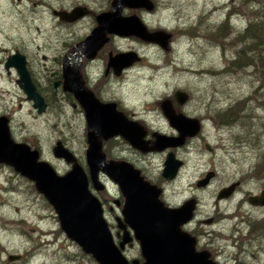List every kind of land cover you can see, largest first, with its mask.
Listing matches in <instances>:
<instances>
[{
  "label": "rangeland",
  "instance_id": "374dc122",
  "mask_svg": "<svg viewBox=\"0 0 264 264\" xmlns=\"http://www.w3.org/2000/svg\"><path fill=\"white\" fill-rule=\"evenodd\" d=\"M111 1L0 0V114L9 117L13 140L39 151V159L49 163L60 176L71 165L53 156L52 149L58 141L89 175L86 122L73 96L59 88L54 94L51 84L61 78L64 59L90 34L96 22L94 16H85L65 23L53 11L69 12L76 6H85L91 15L99 14L110 11ZM152 1V12L123 8L121 15L135 14L148 31L171 35L167 49L135 37L113 36L108 43L112 55L134 52L141 60L121 76L108 77L105 84L102 78L110 49L105 53L103 48L98 58L88 64L77 57L82 52L73 54L71 61L74 65L80 61L83 80L100 101L117 102L120 111L145 124L148 134L178 135L160 109L164 99H170L185 117L199 120L201 130L176 151L167 149L141 156L125 140L116 138L103 143V152L109 159L125 161L141 170L147 181L162 188L161 198L168 207L177 208L196 198L198 206L185 231L202 229L203 240L199 242L215 252L219 264H264V206L253 207L247 202L248 196L264 189V102L252 94L254 77L250 69L224 72L234 51L231 34L244 27L246 13L230 14L232 9L237 13L239 0ZM228 13L229 21L223 28L229 37L220 39L215 31ZM14 51L25 56L38 92L48 100L43 114H37L26 100L16 84V72L4 69L6 58ZM176 91L189 96L181 106L174 100ZM222 113L233 118L231 124L218 119ZM169 151L183 162L171 181L161 175ZM210 172L214 176L208 185L198 187L197 182ZM100 175L105 189L95 191L89 181V190L101 202L103 217L118 244L122 233L116 219L121 218L123 197L114 183ZM237 182L240 186L231 196L217 199L221 189ZM212 217L216 222L205 223ZM122 254L129 262H142L134 240L125 245ZM9 256L20 259L9 261ZM0 264H97L66 237L54 209L36 191L34 183L3 164Z\"/></svg>",
  "mask_w": 264,
  "mask_h": 264
},
{
  "label": "water",
  "instance_id": "95a60500",
  "mask_svg": "<svg viewBox=\"0 0 264 264\" xmlns=\"http://www.w3.org/2000/svg\"><path fill=\"white\" fill-rule=\"evenodd\" d=\"M111 9L96 16L97 26L77 45L69 57L85 47L84 55L77 57L93 59L96 53L109 41L108 36L135 37L146 43L157 44L167 49L171 37L164 31L149 32L140 18L133 14L121 16L123 8L131 10H154L151 0H112ZM87 13L85 8H75L71 12H59V19L73 22ZM64 59L63 91L71 93L85 114L86 143L85 159L89 179L95 191H103L104 185L99 181L102 173L114 183L124 201L121 218L116 219L117 228L122 236L118 244L114 242L107 222L103 217L101 202L91 193L88 177L79 166L75 156L61 142H56L52 149L53 156L71 164V169L64 175H58L51 165L39 159V152L24 143L15 142L10 135L7 119L0 117V164L10 166L21 176L34 183L36 191L44 196L54 209L60 228L66 237L74 242L84 254L89 255L97 264H139L129 262L122 254L125 245L133 240L139 245L142 262L140 264H215L207 252L195 250V238L180 226L192 219L195 202H185L178 208H170L160 201L161 189L146 181L140 171L130 163L113 161L102 152L103 142L121 137L132 148L142 153L161 152L184 144L186 138L195 136L200 126L197 120L175 114L171 103L165 100L161 104L168 123L177 132V137L154 134L151 147L145 140L146 131L135 121L127 119L117 111L115 103H102L80 82L79 62L74 67L66 65ZM83 56V57H82ZM140 57L134 52L109 54L107 70L110 68L118 76L125 68L138 62ZM6 71L14 68L18 74L16 83L27 101L37 114L45 112L46 104L37 92L26 69L25 57L18 52L9 56L4 64ZM54 88L58 83H54ZM186 93L177 91L174 99L178 105L187 100ZM210 151L209 147H206ZM162 177L172 180L176 177L182 162L169 152L164 160ZM212 173H208L197 183L206 186ZM235 184L221 189L217 199H226L234 191ZM252 206H264V191L259 195L249 196ZM118 204V203H116ZM19 256H9L8 260H18Z\"/></svg>",
  "mask_w": 264,
  "mask_h": 264
},
{
  "label": "trees",
  "instance_id": "16d2710c",
  "mask_svg": "<svg viewBox=\"0 0 264 264\" xmlns=\"http://www.w3.org/2000/svg\"><path fill=\"white\" fill-rule=\"evenodd\" d=\"M238 5L237 13L232 9L233 11L229 10L230 14L246 13V24L239 32L231 34L234 51L228 59L224 72L231 74L250 69L254 77L252 94L259 96L264 102V0H239ZM230 14H226L225 22L215 31V35L220 36V39L229 37L223 26L229 21ZM217 117L224 124L232 123L230 121L233 118H230L227 113L219 114Z\"/></svg>",
  "mask_w": 264,
  "mask_h": 264
},
{
  "label": "flooded vegetation",
  "instance_id": "af4514ba",
  "mask_svg": "<svg viewBox=\"0 0 264 264\" xmlns=\"http://www.w3.org/2000/svg\"><path fill=\"white\" fill-rule=\"evenodd\" d=\"M77 7H81V8H85L86 10H87V13L83 16V17H81V18H79L78 20H80V19H82V18H84L85 16H91L92 18H93V16H94V18H93V20H95V22H96V16L98 15V14H95V13H93L92 15L90 14L91 12H90V10L87 8V7H85V6H76V7H74L73 9H75V8H77ZM73 9H71L69 12H71ZM60 12H66V13H69V12H67V11H60ZM59 12H57V11H53V14L54 15H57ZM102 13V12H101ZM100 14V13H99ZM58 16V15H57ZM122 16V15H121ZM59 17V16H58ZM78 20H75V21H73V22H65V21H62V22H65V23H74V22H76V21H78ZM96 26H97V23H96ZM95 26V27H96ZM94 27V28H95ZM93 28V29H94ZM92 29V30H93ZM91 30V31H92ZM91 33V32H90ZM113 36H116V35H111V36H108V38H109V41L96 53V56L93 58V59H91V60H89V59H86L85 57L82 59V60H85V64H88V63H91V62H94L97 58H98V55L100 54V52L103 50V48H105V50H104V52L106 53L110 48H109V42H110V40L112 39V37ZM87 37V36H86ZM85 37V38H86ZM117 37H119V36H117ZM84 38V39H85ZM84 41V40H83ZM82 41V42H83ZM81 43V42H80ZM108 48V49H107ZM74 49V48H73ZM72 49V50H73ZM71 50V51H72ZM16 52H18V51H14V53H12V54H10L9 56H11V55H14ZM19 53V52H18ZM19 54H21V53H19ZM109 54H113L112 53V51H111V49L108 51V53H107V62H108V57H109ZM117 54H119V53H117ZM22 55V54H21ZM114 55H116V54H114ZM114 55H112V56H114ZM8 56V57H9ZM24 56V55H23ZM7 57V58H8ZM25 57V56H24ZM6 58V59H7ZM43 59H44V57H43ZM140 60H141V58H140ZM139 60V61H140ZM25 61H26V58H25ZM138 61V62H139ZM5 62H6V60H5ZM107 62H106V67H105V71H104V74H103V78L102 79H107L108 77H111V76H115V77H119V76H121V74H123V72H125V70L127 69V68H125V69H123L122 71H121V73L118 75V76H116L114 73H113V70L110 68L109 70H107ZM5 64V63H4ZM5 69V68H4ZM10 69H13L15 72H16V70L14 69V68H9V70ZM26 69H27V66H26ZM9 70L7 71V73L9 72ZM28 71V70H27ZM78 71H79V75H80V82H82V84H83V87H87V89H89L93 94H94V92L86 85V82H85V80H83V76H82V74H81V64L79 65V69H78ZM29 73V72H28ZM17 74V73H16ZM30 75V74H29ZM17 76H18V74H17ZM19 78V77H18ZM30 78H31V76H30ZM18 80V79H17ZM16 80V81H17ZM31 80H32V78H31ZM63 82H64V80H63V70H62V73H61V78H58L56 81H54V82H52V89H53V85H54V83H58V86L56 87V88H54V90L53 91H55V92H57V89L59 88V89H61L62 91H63ZM105 82H106V80L103 82L104 84H105ZM32 83L35 85V87H36V89H37V84L36 83H34L33 82V80H32ZM17 84V83H16ZM18 85V84H17ZM19 87V86H18ZM37 92H38V89H37ZM39 93V92H38ZM185 93V92H184ZM54 94H56V93H54ZM187 94V93H186ZM39 95L42 97V95L39 93ZM71 95V94H70ZM175 95V94H174ZM94 96L96 97V95L94 94ZM187 96H188V94H187ZM189 97V96H188ZM26 98V97H25ZM43 98V97H42ZM74 98V97H73ZM97 98V97H96ZM98 99V98H97ZM188 99V98H187ZM43 100H44V102H45V104H46V109H47V107H48V100L47 99H45V98H43ZM99 100V99H98ZM164 100H167V99H164ZM163 100V101H164ZM175 100V99H174ZM100 101V100H99ZM162 101V102H163ZM170 103H171V105H172V108H173V110H174V112H175V114H177V115H182V116H184L185 117V115H183L181 112H178V108L176 109V108H174L173 107V104H172V102H171V100L169 99L168 100ZM187 101V100H186ZM185 101V102H186ZM100 102H102V103H115L116 104V109H117V111H119V112H121V113H123L124 114V116L127 118V119H129V120H131V121H135V122H137L138 124H140L141 126H143V128L145 129V131H146V136H145V140L146 141H148L149 143H148V145H149V147H151L152 145H153V143H154V137H153V135L154 134H157V135H159L158 133H155V132H153L152 134H148V132H147V129H146V127H145V124L141 121V120H138V119H136V120H134V119H131L130 117H128V115L125 113V112H123V111H120L119 109H118V104H117V102H109V101H107V102H104V101H100ZM162 102L160 103V109H161V111H162V108H161V104H162ZM181 106V105H180ZM46 109H45V111H46ZM162 113H163V111H162ZM83 114H84V111H83ZM164 115V114H163ZM165 116V115H164ZM0 117H5L6 119H7V124H8V127H9V132L11 133V131H10V119H9V117L8 116H6L5 114H0ZM84 118H85V114H84ZM166 118V117H165ZM185 118H188V117H185ZM189 119H193V118H189ZM195 120H197V119H195ZM198 121V123H199V126H200V130H201V125H200V121L199 120H197ZM85 122H86V120H85ZM200 130H199V132H200ZM199 132L195 135V136H197L198 134H199ZM86 133H87V130H86ZM177 134H178V132H177ZM11 135V134H10ZM178 136V135H177ZM176 136V137H177ZM195 136H193V137H195ZM193 137H189V138H186V140H185V142H184V144L188 141V139H190V138H193ZM12 138V137H11ZM116 138H121V137H115V138H112V139H116ZM13 139V138H12ZM110 140V139H109ZM124 140V139H123ZM108 141V140H107ZM107 141H105V142H107ZM104 143V142H103ZM183 144V145H184ZM183 145H181V146H179V147H182ZM208 145H206L205 146V148L207 147ZM179 147H176V148H179ZM209 147V146H208ZM134 149V148H133ZM168 149H175V148H168ZM207 149V148H206ZM209 149H210V151H212V149L209 147ZM135 150V149H134ZM165 150H167V149H165ZM137 151V153L139 154V155H141V156H145L146 154H149V153H153V152H147V153H142V152H140V151H138V150H136ZM164 151V150H163ZM175 151H176V149H175ZM39 152V151H38ZM105 152H106V150H105ZM169 152H172V151H169ZM168 152V153H169ZM167 153V154H168ZM108 154V153H107ZM174 154V153H173ZM108 156H109V154H108ZM176 158V157H175ZM177 159V158H176ZM77 161V160H76ZM117 161H122V160H117ZM181 161V160H180ZM182 162V161H181ZM78 163V162H77ZM80 166V165H79ZM182 166H183V162H182ZM181 166V167H182ZM181 167H180V169H181ZM179 169V170H180ZM179 170H178V172H179ZM140 171V173H141V175L142 176H144L143 178L146 180L147 178H145L146 176L144 175V173L141 171V170H139ZM210 173H212L213 174V176H214V173L213 172H210ZM178 174V173H177ZM208 173H206V175H207ZM87 175V174H86ZM100 175V174H99ZM161 175H162V173H161ZM205 175V176H206ZM101 176V175H100ZM177 176V175H176ZM176 178V177H175ZM213 178V177H212ZM211 178V179H212ZM173 180V179H172ZM201 180H203V178L202 179H200L199 181H201ZM90 180H89V177H88V182H89ZM147 181V180H146ZM168 181V180H167ZM171 181V180H170ZM198 181V182H199ZM149 183H152L151 181H148ZM197 182V183H198ZM210 182V181H209ZM153 185H154V183H152ZM233 184H235V187H234V191H233V193L235 192V190H236V188L238 187V186H240V183L239 182H237V183H233ZM233 184H231V185H233ZM208 185V184H207ZM206 185V186H207ZM156 186V185H155ZM203 187V186H202ZM229 187V186H228ZM158 188H160V187H158ZM227 188V187H226ZM161 189V194H160V196H159V199H160V201H164V200H162V188H160ZM224 189V188H223ZM262 191H264V189L263 190H261L260 192H259V194L262 192ZM121 194V193H120ZM259 194H257V195H259ZM122 196V195H121ZM250 196H255V195H250ZM249 197V196H248ZM248 197H247V202H248ZM190 200H193L194 202H195V207H194V211H193V216H194V213H195V211H196V208H197V206H198V200L195 198V199H193V198H191V199H189V200H187V201H190ZM123 201H124V199H123ZM164 203V202H163ZM165 204V203H164ZM116 205H119V203L118 204H116ZM166 205V204H165ZM167 206V205H166ZM181 206V205H180ZM252 206V205H251ZM254 207V206H253ZM172 208H176V207H172ZM211 222H216V220H215V218H210L209 220H207L205 223H207V224H210ZM202 224H203V220H202ZM185 229V228H184ZM197 230L198 229H195V230H191L190 232H188L191 236H193L194 238H195V250L197 251V252H207L208 253V255H209V259H211L215 264H219V262L216 260V254H215V252L211 249V248H209V249H207V247H203V244H200V240H203V230L201 229L200 231L198 230V232H197ZM187 232V231H186ZM234 239L236 238L235 236L233 237Z\"/></svg>",
  "mask_w": 264,
  "mask_h": 264
},
{
  "label": "bare ground",
  "instance_id": "6f19581e",
  "mask_svg": "<svg viewBox=\"0 0 264 264\" xmlns=\"http://www.w3.org/2000/svg\"><path fill=\"white\" fill-rule=\"evenodd\" d=\"M85 51H86V50L82 47V48L79 49V51L75 52L74 55H75V54H79V53L81 54V52H82V55H84ZM82 57H83V56H82ZM67 64H68L69 66L73 67L74 63H73V61H71V57H69V58H68V61H66V65H67ZM62 70H63V69H62ZM85 89H87V88H85ZM53 90H54V87H53ZM87 90H88V89H87ZM89 91H90V90H89ZM63 92H64V91H63ZM90 92H91V91H90ZM54 93H56V92L54 91ZM64 93L71 94V93H69V92H64ZM71 95H72V94H71ZM72 96H73V95H72ZM73 97H74V96H73ZM74 99H75V98H74ZM77 103H78V102H77ZM78 104H79V103H78ZM79 106H80V105H79ZM80 107H81V106H80ZM81 109H82V108H81ZM82 110H83V109H82ZM61 144H62V143H61ZM62 145H63V144H62ZM102 152H103V145H102ZM103 153H104V152H103ZM104 154H105V153H104ZM105 156H106V155H105ZM106 158L109 159L107 156H106ZM109 160H112V159H109ZM113 161H114V160H113ZM118 162H119V161H118ZM124 162H125V161H124ZM100 174H102V173H100ZM103 175H104V174H103ZM105 177H106V175H105ZM106 178H108V177H106ZM186 202H187V201H186ZM248 203H249V202H248ZM182 205H183V204H182ZM182 205H181V206H182ZM254 207H257V206H254ZM170 208H171V207H170ZM177 208H178V207H177ZM193 217H194V216H192V219H193ZM192 219H191V220H192ZM191 220H190V221H191ZM190 221H189V222H190ZM189 222H187L186 224H188ZM186 224L184 223V224H182V225L180 226V229H181L182 231H185L184 228H185V225H186ZM19 259H20V257H19ZM19 259H18V260H19ZM9 261H10V260H9Z\"/></svg>",
  "mask_w": 264,
  "mask_h": 264
}]
</instances>
